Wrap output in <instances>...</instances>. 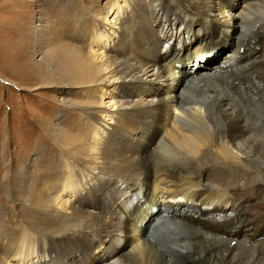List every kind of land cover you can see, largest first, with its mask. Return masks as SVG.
<instances>
[{"label": "bare ground", "instance_id": "1", "mask_svg": "<svg viewBox=\"0 0 264 264\" xmlns=\"http://www.w3.org/2000/svg\"><path fill=\"white\" fill-rule=\"evenodd\" d=\"M235 1L111 0L112 21L77 19L83 50L51 65L77 79L31 90L49 88L83 130L57 161L34 162L27 199L10 191L21 218L0 216V264L264 261V213L248 221L244 195L252 178L264 191V0ZM195 34L201 55L230 48L183 69ZM34 53L45 71V51ZM76 90L85 100L67 96Z\"/></svg>", "mask_w": 264, "mask_h": 264}, {"label": "rangeland", "instance_id": "2", "mask_svg": "<svg viewBox=\"0 0 264 264\" xmlns=\"http://www.w3.org/2000/svg\"><path fill=\"white\" fill-rule=\"evenodd\" d=\"M110 1L0 0V216L10 226H17L18 219L21 218L18 212L27 211L26 207H19L17 219L15 218L13 199L9 197L10 191L14 195H20L22 199H27L34 191L38 173L34 162L57 161L60 152L58 148L61 147V151L66 152L64 146L75 141L83 130L82 125L77 124V115L63 109L51 99L54 94L49 88H31L48 79H77L74 73H67L65 64L63 74H54L51 69L53 57H57L54 58L58 60L56 65L62 66V55L71 53L72 47L82 51L83 34L76 32L77 19L89 14L91 17L106 16L112 21ZM239 2L241 0L235 1L234 5L241 4ZM198 27L199 24L195 22L193 29L196 31ZM228 36L232 40L234 34L230 32ZM193 38L194 40L188 43L193 52L181 60L183 69L189 66L197 68L195 63L198 62L212 64L214 59H220L230 48V41L225 39L223 43L210 47L209 53L201 55L199 52L203 51V48L194 51L198 36L195 34ZM184 41L188 42L185 39ZM115 45L109 46L111 53H114ZM172 46H175L174 42L166 47L161 45L160 48L165 50ZM248 47L249 45H246L242 49L249 52ZM39 48L46 53L43 60L48 67L43 71L46 74H42L36 66V61L32 60L35 58L33 53ZM78 90L67 96L72 101L85 100L84 92ZM257 110L262 113L261 124L264 127V105L258 106ZM47 131L59 134L61 144L64 145L55 144ZM25 174L29 177L28 181ZM262 191L254 179H250L244 191L245 197L252 200L245 206L248 221L264 213ZM98 255L96 254L93 262L98 261ZM260 264H264V261Z\"/></svg>", "mask_w": 264, "mask_h": 264}]
</instances>
